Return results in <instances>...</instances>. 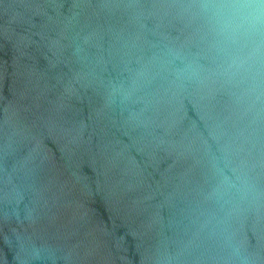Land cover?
Returning <instances> with one entry per match:
<instances>
[{
  "label": "water",
  "instance_id": "water-1",
  "mask_svg": "<svg viewBox=\"0 0 264 264\" xmlns=\"http://www.w3.org/2000/svg\"><path fill=\"white\" fill-rule=\"evenodd\" d=\"M0 264H264V0H0Z\"/></svg>",
  "mask_w": 264,
  "mask_h": 264
}]
</instances>
